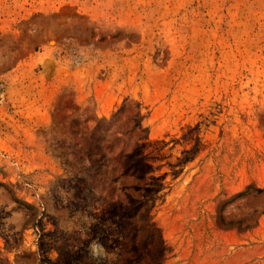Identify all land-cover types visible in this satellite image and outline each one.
I'll list each match as a JSON object with an SVG mask.
<instances>
[{
	"label": "rangeland",
	"instance_id": "rangeland-1",
	"mask_svg": "<svg viewBox=\"0 0 264 264\" xmlns=\"http://www.w3.org/2000/svg\"><path fill=\"white\" fill-rule=\"evenodd\" d=\"M0 264H264V0H0Z\"/></svg>",
	"mask_w": 264,
	"mask_h": 264
},
{
	"label": "trees",
	"instance_id": "trees-1",
	"mask_svg": "<svg viewBox=\"0 0 264 264\" xmlns=\"http://www.w3.org/2000/svg\"><path fill=\"white\" fill-rule=\"evenodd\" d=\"M263 191V188H258L255 192H261Z\"/></svg>",
	"mask_w": 264,
	"mask_h": 264
}]
</instances>
